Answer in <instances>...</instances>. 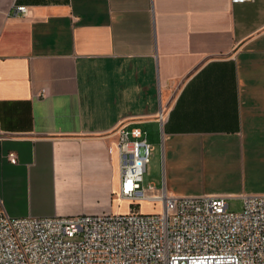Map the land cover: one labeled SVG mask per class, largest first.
Returning <instances> with one entry per match:
<instances>
[{"label": "crops", "instance_id": "1", "mask_svg": "<svg viewBox=\"0 0 264 264\" xmlns=\"http://www.w3.org/2000/svg\"><path fill=\"white\" fill-rule=\"evenodd\" d=\"M121 127L176 197L264 196V0H0V211L128 212Z\"/></svg>", "mask_w": 264, "mask_h": 264}, {"label": "built area", "instance_id": "2", "mask_svg": "<svg viewBox=\"0 0 264 264\" xmlns=\"http://www.w3.org/2000/svg\"><path fill=\"white\" fill-rule=\"evenodd\" d=\"M116 150L118 198L128 212L11 218L0 211V264H264V196L243 195L237 213L225 197H171L142 185L151 150L145 131L119 128ZM141 203L152 212L142 213Z\"/></svg>", "mask_w": 264, "mask_h": 264}, {"label": "rangeland", "instance_id": "3", "mask_svg": "<svg viewBox=\"0 0 264 264\" xmlns=\"http://www.w3.org/2000/svg\"><path fill=\"white\" fill-rule=\"evenodd\" d=\"M148 138V144L150 145V162L147 165L146 172L143 175V187L148 188L150 185H154L156 189H166L165 191L168 193L169 196H174L176 195L172 194V189L171 185L169 182V179L166 176L165 172V167H164V157H165V151H163V145L161 141V137L159 135L157 136H152L150 135ZM189 182V181H188ZM195 184L192 181V183H178L176 184V189L175 192L177 194H180L182 190L185 188L191 189L195 188ZM181 196V195H178ZM117 194H112L110 197V205H119L117 203ZM227 203L229 205V211L230 212H240L242 209L243 201L242 199L239 198H234V199H228ZM125 206L124 203L120 205V207ZM133 208V207H132ZM139 209L142 213H150L152 212V207L146 204L141 203L139 205ZM157 210V209H155ZM111 213V211H109ZM105 214H108V212H105ZM113 214V213H112Z\"/></svg>", "mask_w": 264, "mask_h": 264}]
</instances>
